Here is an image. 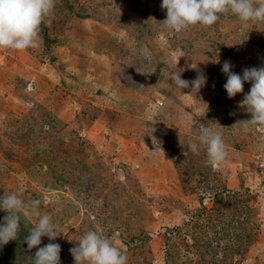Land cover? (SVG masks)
<instances>
[{
    "label": "rangeland",
    "instance_id": "374dc122",
    "mask_svg": "<svg viewBox=\"0 0 264 264\" xmlns=\"http://www.w3.org/2000/svg\"><path fill=\"white\" fill-rule=\"evenodd\" d=\"M161 4L55 0L38 47L0 50V197L40 201L58 226L60 264H74L70 249L88 231L127 264H264V131L240 106L251 84L229 99L221 71L224 61L240 75L264 66V24L226 13L176 32L160 23ZM181 69L205 84L177 88L170 74ZM201 125L225 144L216 168ZM35 223L21 215L0 264H30Z\"/></svg>",
    "mask_w": 264,
    "mask_h": 264
},
{
    "label": "clouds",
    "instance_id": "9594fccd",
    "mask_svg": "<svg viewBox=\"0 0 264 264\" xmlns=\"http://www.w3.org/2000/svg\"><path fill=\"white\" fill-rule=\"evenodd\" d=\"M54 7L55 0H0V50L25 51L38 47L41 24ZM161 9L166 10V19L160 23L176 32L197 25L211 27L226 13L233 14L245 27L250 22L264 24V0H162ZM232 67L230 61H224L221 69L227 77L224 84L227 96L232 99L243 92L245 82L250 83V91L244 95L240 106L246 107L251 115L246 123L264 131V66L245 68L242 75L233 72ZM182 71L170 74L177 88L186 89L191 85L195 91L205 84L206 77L202 74L192 81L181 79ZM198 139L206 149L208 163L213 168L219 166L226 157L222 136L201 125ZM190 148L197 151L196 144ZM20 197L19 192L0 197V210L6 213L0 224V245L17 239L22 214L28 219L35 217V226L25 238L28 251L37 249L34 257L28 258L30 264H60L61 247L51 242L60 236L58 226L48 214L40 213L39 200L25 202ZM42 237L50 242L40 247ZM70 254L74 264H127L126 254L96 231L82 235Z\"/></svg>",
    "mask_w": 264,
    "mask_h": 264
}]
</instances>
